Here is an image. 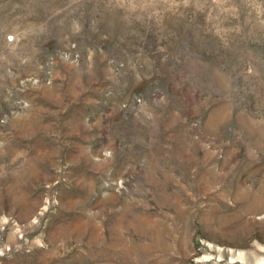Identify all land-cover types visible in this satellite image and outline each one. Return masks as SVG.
Listing matches in <instances>:
<instances>
[{"label": "rangeland", "instance_id": "obj_1", "mask_svg": "<svg viewBox=\"0 0 264 264\" xmlns=\"http://www.w3.org/2000/svg\"><path fill=\"white\" fill-rule=\"evenodd\" d=\"M263 176L264 0H0V264H255Z\"/></svg>", "mask_w": 264, "mask_h": 264}, {"label": "bare ground", "instance_id": "obj_2", "mask_svg": "<svg viewBox=\"0 0 264 264\" xmlns=\"http://www.w3.org/2000/svg\"><path fill=\"white\" fill-rule=\"evenodd\" d=\"M237 176V175H236ZM220 177V176H219ZM223 177V176H222ZM214 178V177H213ZM228 178V177H227ZM211 179V178H210ZM239 179V178H238ZM259 179V178H258ZM219 180V179H218ZM247 181V180H246ZM249 181H251L249 179ZM208 182V181H207ZM225 182V181H224ZM251 183V182H249ZM246 185V184H245ZM251 186V185H250ZM254 186V184H253ZM242 188V187H240ZM232 190V189H231ZM239 195V193H238ZM250 195L251 198V202L252 204L250 206L247 207H252L255 209H258L260 206V201H263L264 198V176L260 177L258 184H257V188H255L252 191H247L245 192L241 198L245 199L246 196ZM237 197V196H236ZM234 203V202H233ZM242 203V202H241ZM255 203V204H254ZM237 204V203H236ZM232 205V204H231ZM240 205V204H239ZM244 205H247V203H244ZM235 206V205H234ZM242 206V205H241ZM240 206V207H241ZM243 207V206H242ZM251 210V209H250ZM226 212V211H225ZM239 212V211H238ZM222 213V212H221ZM233 214V213H232ZM231 215V213H230ZM238 217V216H237ZM223 219V218H222ZM223 222V221H221ZM234 222V221H233ZM231 225V224H230ZM220 226V225H219ZM264 240V239H263ZM219 243V242H218ZM218 243H214L212 245L213 248H215L216 250H219L218 248H220V246H218ZM241 243L238 242V245H240ZM217 247V248H216ZM263 250L255 248L253 252L249 253L247 250H243L240 251V249L238 248H230L228 249V251H230V254H233L236 257H240L242 260H245L246 263H250L251 261L255 262V264H264V246H261ZM236 250H238L237 252H235Z\"/></svg>", "mask_w": 264, "mask_h": 264}]
</instances>
